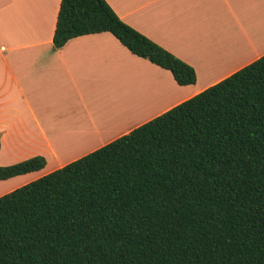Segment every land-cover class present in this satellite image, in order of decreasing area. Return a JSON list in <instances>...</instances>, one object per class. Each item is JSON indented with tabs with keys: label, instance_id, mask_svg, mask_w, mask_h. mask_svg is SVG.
Returning a JSON list of instances; mask_svg holds the SVG:
<instances>
[{
	"label": "trees",
	"instance_id": "16d2710c",
	"mask_svg": "<svg viewBox=\"0 0 264 264\" xmlns=\"http://www.w3.org/2000/svg\"><path fill=\"white\" fill-rule=\"evenodd\" d=\"M99 32L178 85L196 81L105 0H60L54 47ZM44 164L0 166V180ZM0 264H264V55L1 195Z\"/></svg>",
	"mask_w": 264,
	"mask_h": 264
},
{
	"label": "crops",
	"instance_id": "0c3cea01",
	"mask_svg": "<svg viewBox=\"0 0 264 264\" xmlns=\"http://www.w3.org/2000/svg\"><path fill=\"white\" fill-rule=\"evenodd\" d=\"M190 65L193 84L132 54L109 32L54 47L60 0H0V196L130 132L264 55V0H105Z\"/></svg>",
	"mask_w": 264,
	"mask_h": 264
}]
</instances>
